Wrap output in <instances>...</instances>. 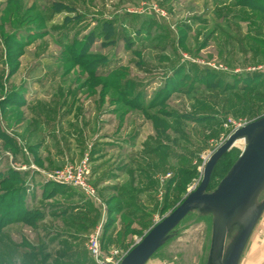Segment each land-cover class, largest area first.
Instances as JSON below:
<instances>
[{"label":"rangeland","instance_id":"obj_1","mask_svg":"<svg viewBox=\"0 0 264 264\" xmlns=\"http://www.w3.org/2000/svg\"><path fill=\"white\" fill-rule=\"evenodd\" d=\"M262 115L264 0H0V264H117ZM85 159L92 193L50 178ZM211 232L193 210L145 264H207Z\"/></svg>","mask_w":264,"mask_h":264},{"label":"water","instance_id":"obj_2","mask_svg":"<svg viewBox=\"0 0 264 264\" xmlns=\"http://www.w3.org/2000/svg\"><path fill=\"white\" fill-rule=\"evenodd\" d=\"M240 138L245 145L216 188L207 191L218 160ZM264 189V115L236 128L208 158L198 186L156 222L121 259L119 264H145L171 238L181 220L193 210L212 215L207 264H238L250 233L264 210L256 203ZM237 232L226 247L233 228Z\"/></svg>","mask_w":264,"mask_h":264},{"label":"built area","instance_id":"obj_3","mask_svg":"<svg viewBox=\"0 0 264 264\" xmlns=\"http://www.w3.org/2000/svg\"><path fill=\"white\" fill-rule=\"evenodd\" d=\"M87 160L82 161L81 165L78 167V169H66L65 171H57L53 175H49L52 180L59 181L61 183L76 186L78 188L84 189L85 191L92 193L91 190L86 186L85 184V175L88 172L87 169ZM98 234L94 235L91 239V251L94 255L98 254ZM122 257L120 256L117 264L120 263Z\"/></svg>","mask_w":264,"mask_h":264},{"label":"trees","instance_id":"obj_4","mask_svg":"<svg viewBox=\"0 0 264 264\" xmlns=\"http://www.w3.org/2000/svg\"><path fill=\"white\" fill-rule=\"evenodd\" d=\"M221 158H222V157H221ZM221 158H220V159H221ZM220 159L218 160V162L220 161ZM218 162L216 163V165H215V167H214V169H213L212 175H213V173H214V171H215V169H216V167H217ZM212 175H211L210 181H211V179H212ZM209 184H210V183H209Z\"/></svg>","mask_w":264,"mask_h":264},{"label":"bare ground","instance_id":"obj_5","mask_svg":"<svg viewBox=\"0 0 264 264\" xmlns=\"http://www.w3.org/2000/svg\"><path fill=\"white\" fill-rule=\"evenodd\" d=\"M236 142H237V141H236ZM236 142H235V143H236Z\"/></svg>","mask_w":264,"mask_h":264}]
</instances>
